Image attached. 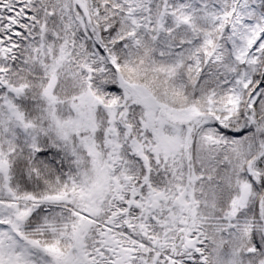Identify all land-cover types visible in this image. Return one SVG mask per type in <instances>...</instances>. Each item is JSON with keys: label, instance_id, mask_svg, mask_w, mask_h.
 Masks as SVG:
<instances>
[{"label": "snow or ice", "instance_id": "obj_1", "mask_svg": "<svg viewBox=\"0 0 264 264\" xmlns=\"http://www.w3.org/2000/svg\"><path fill=\"white\" fill-rule=\"evenodd\" d=\"M0 264H264V0H0Z\"/></svg>", "mask_w": 264, "mask_h": 264}]
</instances>
